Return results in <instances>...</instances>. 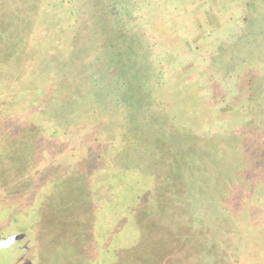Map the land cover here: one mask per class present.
<instances>
[{"label": "rangeland", "instance_id": "rangeland-1", "mask_svg": "<svg viewBox=\"0 0 264 264\" xmlns=\"http://www.w3.org/2000/svg\"><path fill=\"white\" fill-rule=\"evenodd\" d=\"M0 264H264V0H0Z\"/></svg>", "mask_w": 264, "mask_h": 264}]
</instances>
